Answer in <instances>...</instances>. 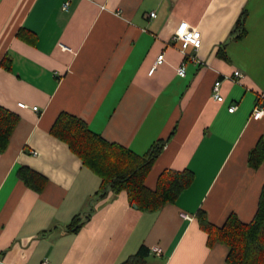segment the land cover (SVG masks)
Segmentation results:
<instances>
[{
	"label": "crops",
	"instance_id": "1",
	"mask_svg": "<svg viewBox=\"0 0 264 264\" xmlns=\"http://www.w3.org/2000/svg\"><path fill=\"white\" fill-rule=\"evenodd\" d=\"M182 22L200 31L199 49L176 38ZM5 56L0 106L20 120L0 152V264H121L142 245L144 264H230V246L210 244L197 213L221 227L258 210L264 164L253 168L249 153L264 137V117H252L264 93V0H0ZM61 112L139 155L163 141L150 189L165 169H190L194 181L156 211L130 204L126 191L100 198V176L51 133ZM22 167L45 179L41 191Z\"/></svg>",
	"mask_w": 264,
	"mask_h": 264
},
{
	"label": "trees",
	"instance_id": "2",
	"mask_svg": "<svg viewBox=\"0 0 264 264\" xmlns=\"http://www.w3.org/2000/svg\"><path fill=\"white\" fill-rule=\"evenodd\" d=\"M239 36L245 32L244 17L236 24ZM24 30L18 37L24 36ZM10 69L8 56L0 60V66ZM20 116L0 106V152L8 147L10 137L19 123ZM51 133L66 142L70 149L101 178L97 195L104 198L109 194L126 191L130 204H136L141 210L156 211L167 203H174L180 194L195 179L190 169H165L158 177L155 189H150L145 181L164 142L158 141L143 155L136 154L130 148L106 140L101 134L93 132L88 123L73 114L61 112L52 125ZM249 164L258 168L264 164V137H260L249 153ZM20 177L24 182L41 191L45 179L36 171L22 167ZM200 226L208 233L209 243H225L230 246L227 261L230 264H264V187L261 192L258 210L249 223L242 222L231 214L221 227L213 225L205 211L197 213ZM90 218L88 212L84 218L77 215L68 225L69 230L77 231ZM142 245L138 252L121 264H144L149 253Z\"/></svg>",
	"mask_w": 264,
	"mask_h": 264
},
{
	"label": "built area",
	"instance_id": "3",
	"mask_svg": "<svg viewBox=\"0 0 264 264\" xmlns=\"http://www.w3.org/2000/svg\"><path fill=\"white\" fill-rule=\"evenodd\" d=\"M68 7V3H66L64 5V8ZM152 16H155V12L151 13ZM176 38L182 39L185 43H189L192 44L195 48L199 49L201 46V33L198 29L192 28L189 23L187 22H182L179 27L176 30ZM61 46L64 49H68V47L64 46L63 44H61ZM163 54L160 55L158 57V61L157 64L162 63L163 61ZM178 74L181 76H185L186 75V62H183L177 69ZM242 73L240 71H236L235 72V78L233 80L236 81V78L241 77ZM221 84H222V80L218 79L215 81L214 85H213V90H212V96L215 100L217 101H223L224 100V96L221 93ZM19 105L23 108H27L30 107L28 104L24 103V102H20ZM32 109L34 111H38L39 107L38 106H33ZM237 109V105H231L229 110L230 111H235ZM252 117L255 119H259L264 117V93H260L259 94V104L253 109L252 112ZM34 154H36V151H33ZM186 217H190L188 215H186ZM159 250V249H158ZM48 260L45 259L42 264H47ZM3 264H19L17 262H13V263H7V262H3Z\"/></svg>",
	"mask_w": 264,
	"mask_h": 264
},
{
	"label": "water",
	"instance_id": "4",
	"mask_svg": "<svg viewBox=\"0 0 264 264\" xmlns=\"http://www.w3.org/2000/svg\"><path fill=\"white\" fill-rule=\"evenodd\" d=\"M134 206H137L136 204H133Z\"/></svg>",
	"mask_w": 264,
	"mask_h": 264
}]
</instances>
